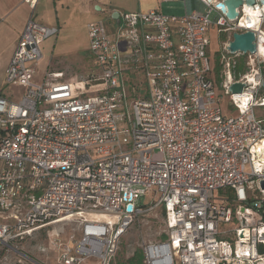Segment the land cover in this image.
Masks as SVG:
<instances>
[{"label":"built area","instance_id":"obj_1","mask_svg":"<svg viewBox=\"0 0 264 264\" xmlns=\"http://www.w3.org/2000/svg\"><path fill=\"white\" fill-rule=\"evenodd\" d=\"M199 1L204 11L179 16L109 12L111 31L89 21L92 69L79 79L46 70L33 81L39 45L59 28L27 21L4 76L23 92L16 102L0 93V264L43 229L57 264H110L126 229L155 207L167 239L143 247L144 264H264V3L243 0L229 18L223 0ZM214 24L226 33L219 86L233 116L210 78ZM245 30L255 53L229 54L232 33ZM235 55L246 70L233 80ZM231 81L244 83L240 93ZM72 222L78 238L53 228Z\"/></svg>","mask_w":264,"mask_h":264},{"label":"rangeland","instance_id":"obj_2","mask_svg":"<svg viewBox=\"0 0 264 264\" xmlns=\"http://www.w3.org/2000/svg\"><path fill=\"white\" fill-rule=\"evenodd\" d=\"M59 6L57 5V8ZM53 0H39L35 8V19L41 24H51L54 19ZM203 9V7L201 8ZM204 11V9L202 10ZM102 15L101 12L92 10L90 14L85 12L76 13L67 25L62 26V31L58 38L51 37L43 41L39 48L42 52V58L36 65V74L33 78L35 83H42L45 71L62 73L60 79H79L89 75L92 69V57L88 52L87 31L85 25L91 20H95ZM216 17V11L212 10L209 14L211 21ZM112 28V27H111ZM110 28V29H111ZM206 38L209 41L207 48V57L212 67L210 78L214 83L217 96H222L218 106L223 114L233 116L236 110L230 105V97L223 94L219 83L225 78L224 67L220 57L222 53L223 42L227 41L226 33H219L217 25H211L206 32ZM240 58L245 61V56H233L236 64L241 63ZM243 73L246 70L243 62ZM243 73L234 75V68L230 70V76L234 80ZM18 101V98L13 102ZM260 118H263L261 109L258 110ZM151 196L141 197L139 203H147ZM48 227L47 229H51ZM54 230L60 229L62 237L74 234L79 237V229L74 222L66 224L53 225ZM166 236L165 216L161 207H155L139 216L121 236L116 253L110 264H127L129 261L142 260L144 264L143 247L149 244L164 242ZM50 239L46 230L35 232L31 238H27L18 243L21 254H9L8 264H57V252L50 247ZM4 253H0V256ZM94 259L88 260L92 262ZM85 264V263H84Z\"/></svg>","mask_w":264,"mask_h":264},{"label":"crops","instance_id":"obj_3","mask_svg":"<svg viewBox=\"0 0 264 264\" xmlns=\"http://www.w3.org/2000/svg\"><path fill=\"white\" fill-rule=\"evenodd\" d=\"M95 5L103 10L102 15L95 20H103L109 31H111V25L106 15L112 11L144 12L157 8L163 13L179 16L203 10L201 9L203 5L199 0H173L171 2H160L159 0H53L55 20H52L51 24L44 25H56L60 33L62 26L67 25L76 13L81 11L90 14L95 9ZM36 6L31 8L22 0H0V93L12 101L20 98L23 89L5 86V71L27 21L33 19L38 22L34 15ZM58 35L55 39L58 38Z\"/></svg>","mask_w":264,"mask_h":264},{"label":"water","instance_id":"obj_4","mask_svg":"<svg viewBox=\"0 0 264 264\" xmlns=\"http://www.w3.org/2000/svg\"><path fill=\"white\" fill-rule=\"evenodd\" d=\"M261 1L264 3V0ZM242 3L243 0H223L221 3L217 4V7L226 10V14L229 18H235L238 15L236 8L241 6ZM245 3L250 6L254 3V0H245ZM95 9L100 10L99 6H95ZM112 16L116 17L117 13H113ZM226 49L229 54H234L236 52L254 54L256 51V43L253 31L245 30L243 32H233L231 40L227 42ZM243 87L244 83L235 81L228 86V90L231 93H240ZM262 87L264 89V74ZM261 187L264 189V182H261Z\"/></svg>","mask_w":264,"mask_h":264},{"label":"trees","instance_id":"obj_5","mask_svg":"<svg viewBox=\"0 0 264 264\" xmlns=\"http://www.w3.org/2000/svg\"><path fill=\"white\" fill-rule=\"evenodd\" d=\"M240 60L242 61L241 63L239 62V64H236L235 66H234V75L235 76H237L239 73H243V67H244V65H243V62H245V61H243L241 58H240ZM163 214H164V210H163ZM167 239V235L166 236H164V240H166ZM142 263V260H141V258L139 257V259L138 260H131V261H129L127 264H141Z\"/></svg>","mask_w":264,"mask_h":264},{"label":"bare ground","instance_id":"obj_6","mask_svg":"<svg viewBox=\"0 0 264 264\" xmlns=\"http://www.w3.org/2000/svg\"><path fill=\"white\" fill-rule=\"evenodd\" d=\"M245 11H246L247 13H249V14L252 15V18H251L249 21L253 22V21L255 20V17L253 16V15H254L253 11H251V9H250L249 6H247V7L245 8ZM232 82H233V81H231L230 83H232ZM230 83H229V85H230ZM229 85H228V86H229ZM259 148H263V149H264V139H263V141L259 144ZM94 216H95V217H105V216H103V215H101V214H94Z\"/></svg>","mask_w":264,"mask_h":264}]
</instances>
